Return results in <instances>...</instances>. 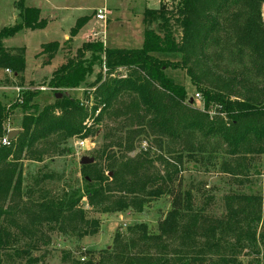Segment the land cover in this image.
I'll list each match as a JSON object with an SVG mask.
<instances>
[{
    "label": "trees",
    "instance_id": "trees-1",
    "mask_svg": "<svg viewBox=\"0 0 264 264\" xmlns=\"http://www.w3.org/2000/svg\"><path fill=\"white\" fill-rule=\"evenodd\" d=\"M261 2L264 0H160L158 9H146L143 13L140 49H109L100 42H85L74 59L53 72L48 86L60 91L80 86L96 65L103 64L107 73L118 68L127 71L124 77L104 81L99 74V79L90 85L94 88L90 111L62 93L55 105L43 107L36 115L23 116L19 134L10 140L9 147L0 144V264L23 257L26 264H35L37 259L31 253L47 244L45 232L74 234L78 238L96 234L99 222L88 218L89 211L141 213L161 197L169 199L170 209L158 220L156 234H149L145 225H137L127 237L117 234L112 250L105 251L98 263L70 260L69 264H217V260L221 264L232 263L223 256L217 258L219 252H225L223 248L199 245L196 241L191 229L198 226L200 216L198 211L192 212V191L183 190L182 176L175 166L161 172L148 154L117 157L110 153L103 166L81 167L86 185L82 196L73 197L65 191L53 197L42 194L34 200V186L23 191L22 161L27 158L40 162L48 153L46 148L56 142L87 138L93 133L92 126L101 122L103 114L127 93L135 96L137 111L141 108L149 115L141 123L148 133L178 144L194 132L205 139L216 137L231 156L250 141L264 144V86L254 84L256 77L264 81V41L253 22L259 20ZM17 7L19 23L0 30V68L20 76L24 72V49L6 50L1 41L18 31L43 28L46 22L38 20V10L27 8L22 0ZM89 20L90 17L78 19L70 30V38ZM155 20L159 21L158 32L149 27ZM171 27L180 32L178 42ZM233 31L240 38L250 37L249 46L256 53L258 65L249 74H235L225 83L217 81L215 85L205 74V51L220 32ZM58 49V43L52 42L43 45L41 52L48 53L51 60ZM169 55L179 59L163 58ZM169 68L184 71L201 95L202 111L187 100L183 86L167 77L165 72ZM255 92V96H250ZM32 95L22 97V108H26ZM9 113L10 109L0 104V140L6 134L4 123ZM217 117L226 118L229 124ZM21 240L24 245H18ZM67 259L65 254L63 260Z\"/></svg>",
    "mask_w": 264,
    "mask_h": 264
},
{
    "label": "rangeland",
    "instance_id": "rangeland-1",
    "mask_svg": "<svg viewBox=\"0 0 264 264\" xmlns=\"http://www.w3.org/2000/svg\"><path fill=\"white\" fill-rule=\"evenodd\" d=\"M20 1L0 0V30L19 23L17 4ZM22 1L27 8L37 9L38 20L45 21L46 25L36 30L18 31L1 41L6 50L21 48L25 52L24 72L16 81L0 76V104L10 109L4 123L9 131H20L24 115H36L43 107L55 105L56 95L62 97V93L70 95L80 107H87L90 111L94 91L90 85L99 79V74L104 81L125 76L127 71L118 68L106 73L103 64L96 65L80 86L60 91L48 86L53 72L61 64L74 59L77 49L87 39V42H100L109 49H140L143 44L142 15L146 9L155 10L160 5V0ZM96 10H105V21L93 18ZM258 11L259 20L254 19L253 22L258 25L257 31L264 41V2L259 4ZM88 16L92 19L70 38V30L76 21ZM149 27L158 32L159 21L151 22ZM175 28L171 27V31L178 42L180 32ZM242 36L240 38L234 31L227 34L220 32L216 41L206 49L202 63L208 80L213 84L216 85L217 81L225 83L235 74H249L258 65L256 53L249 46L250 37ZM52 42L58 43L59 49L48 60V53L41 52V47ZM163 58L169 61L179 59L176 55ZM165 73L184 87L187 100L193 99L197 109H204L202 98H195L197 93L183 70L169 68ZM254 81L258 87L264 86V81L258 80V77ZM15 86L21 87L19 93L15 91ZM38 87H46L49 91H36ZM27 93L33 95L26 108H22L20 103ZM134 99V95L127 93L114 103L103 114L101 122L92 126L93 133L87 138L56 142L46 148L48 153L40 162L25 158L22 161L23 191L34 186V200L42 194L53 197L65 191L79 197L86 190L79 164L81 158L93 159L91 165L99 167L104 165L106 155L110 153L117 157L148 154L154 167L161 172L168 166H175L182 176L183 190L192 191V212L198 211L200 223L191 230L199 245L223 248L225 252L223 255L219 252L217 258L223 256L225 260L232 261L230 264H264V144L250 141L231 156L221 139H205L196 132L182 143H175L144 130L141 123L144 124L149 115L144 114L141 108L137 111ZM209 116L214 118L212 114ZM217 120L229 124L226 118L217 117ZM79 141L84 142L82 147L78 145ZM36 181H39L37 186ZM169 209V199L161 197L150 202L141 213L131 210L111 214L89 211L88 218L99 222L96 234L78 238L74 234L45 232L47 244L32 252L31 257L37 259L35 264H69L70 260L98 263L100 257L105 256V251L112 250L117 234L127 237L137 225H145L149 234H156L158 220L165 217ZM24 242L21 240L18 245H24ZM65 254L69 259L63 260ZM23 258L4 261L3 264H26V258ZM216 262L222 263L221 260Z\"/></svg>",
    "mask_w": 264,
    "mask_h": 264
},
{
    "label": "built area",
    "instance_id": "built-area-1",
    "mask_svg": "<svg viewBox=\"0 0 264 264\" xmlns=\"http://www.w3.org/2000/svg\"><path fill=\"white\" fill-rule=\"evenodd\" d=\"M95 19L98 21H105V10H98L96 15H95ZM104 71L107 73V70L104 68ZM0 76L4 77V78H8L10 79V81H16V78L18 77L16 74H14L10 69H2L0 70ZM117 77H124V76H117ZM15 91H17L18 93L21 91V87L19 86H15L14 87ZM36 91H40V92H47L49 91L48 88L46 87H38L37 89H35ZM195 98L197 100H199L200 96L198 94L195 95ZM91 106V105H90ZM83 107V106H82ZM85 109H87V107H85ZM89 110V109H88ZM95 116L98 115V110L94 112ZM90 125V123L88 124ZM9 132V130L6 131V134L4 135V137L0 140V144L2 147H9V140L7 139V133ZM78 145L80 147H82L84 145L83 141H79Z\"/></svg>",
    "mask_w": 264,
    "mask_h": 264
},
{
    "label": "water",
    "instance_id": "water-1",
    "mask_svg": "<svg viewBox=\"0 0 264 264\" xmlns=\"http://www.w3.org/2000/svg\"><path fill=\"white\" fill-rule=\"evenodd\" d=\"M60 98H61V95H56V99H60ZM189 102L190 103H193V99H190ZM18 134H19V131H9L7 133V139L10 141L13 138H15ZM79 164L81 166L91 165V164H93V159H90V158H87V157H83L79 161Z\"/></svg>",
    "mask_w": 264,
    "mask_h": 264
},
{
    "label": "crops",
    "instance_id": "crops-1",
    "mask_svg": "<svg viewBox=\"0 0 264 264\" xmlns=\"http://www.w3.org/2000/svg\"><path fill=\"white\" fill-rule=\"evenodd\" d=\"M97 11H98V10L94 11V16H93V18H95V15H96ZM88 17H90V20L92 19L91 16H88ZM105 20H106V15H105ZM142 27H143V15H142ZM66 38H67V36L65 37V39H66ZM87 41H88V39H87L85 42H87ZM85 42H83V43H85ZM83 43H82V44H83ZM82 44H81V45H82ZM104 45H105V44H104ZM61 65H62V64H61ZM61 65H60V66H61Z\"/></svg>",
    "mask_w": 264,
    "mask_h": 264
}]
</instances>
